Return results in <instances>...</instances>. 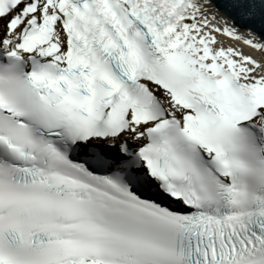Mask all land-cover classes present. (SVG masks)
<instances>
[{
    "label": "snow or ice",
    "instance_id": "6c2138e0",
    "mask_svg": "<svg viewBox=\"0 0 264 264\" xmlns=\"http://www.w3.org/2000/svg\"><path fill=\"white\" fill-rule=\"evenodd\" d=\"M0 264H264V0H0Z\"/></svg>",
    "mask_w": 264,
    "mask_h": 264
}]
</instances>
